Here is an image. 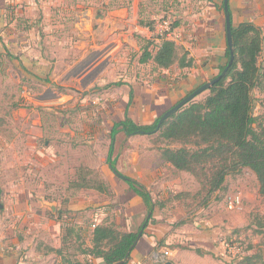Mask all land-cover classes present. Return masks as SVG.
Instances as JSON below:
<instances>
[{
    "label": "rangeland",
    "instance_id": "374dc122",
    "mask_svg": "<svg viewBox=\"0 0 264 264\" xmlns=\"http://www.w3.org/2000/svg\"><path fill=\"white\" fill-rule=\"evenodd\" d=\"M90 1H1L0 126L8 127L0 130H4L7 136H12L8 141L15 140L20 133L17 142L20 140L22 143L24 140L25 144H29H26L27 148L21 153L18 150L19 144L5 158L11 160L15 157L14 159L20 160L22 168L16 170L23 172L25 177L15 183L32 184L30 190H33V195L30 199L33 198V201L43 196L38 191L42 183L47 185L46 181H54L56 187H59L58 190H50L44 194L54 207L45 209L43 221H53L51 216L69 198L77 196V193L71 192L73 188L70 182L75 180L76 183H81L79 178H86L89 185L105 182L109 190L106 194L94 190L79 193L80 199L92 200V205L107 203L110 206L105 212H99L98 221L108 224L115 222L121 231H135L146 215L143 202L138 196L134 197L119 176L109 169L106 161L109 130L113 122L123 117L130 87H134L135 94L129 107V115L136 123H151L200 83L216 76L219 66L224 64L226 58L214 70H211L213 67L210 65L206 66L208 68L203 69V76L197 75H200L199 84L196 82L190 87L182 86L181 80L191 74L189 68L178 71L176 65H173L169 70L163 71L154 67L150 61L138 62V58L145 39L157 44V36L170 30L164 28V20H168L172 26L182 12H190L191 8H187L189 0H145L146 8L141 12L140 18L145 22H153V30L142 32L134 29L133 11L129 6L124 7L126 11L121 26L113 24L111 27L106 22L105 18L108 16L114 20L111 12L119 9V0H107L103 5H92ZM20 34L25 37L26 44L42 45L40 52L42 58L47 60V65L43 68L37 65L30 67L31 70L35 68L36 71H42V77L34 76L28 69V73L21 67L18 69L16 61L5 63V58L15 60L19 53L10 52L4 44H18ZM169 35L177 43L178 55L185 52L189 57V45L185 44L188 50L181 43L184 39L189 41L190 37L186 38L176 28ZM68 44L99 45L80 58L79 55H74ZM32 48L35 49V46ZM210 51L196 65L204 67L207 63H215L219 51ZM259 64L264 67V44ZM163 76L168 77L169 81L161 82L159 78ZM143 80L148 81L146 86L149 90ZM118 81L123 84L104 88L106 84ZM204 94L206 91L195 99H201ZM252 97L253 111L257 115L264 111V83L253 89ZM29 139L37 142L39 148L32 147ZM45 143L47 147L44 146ZM32 151L36 152V156L45 151L43 156H38L43 158L42 164L38 163L39 158L31 154ZM114 156L117 170L140 182L150 192L152 199L162 204L155 212L160 225L167 226L170 230L171 225L169 227L166 223L170 218L173 224L177 223L173 229L181 232L175 234L176 238L168 244L164 242L163 245H158L156 252L147 256L142 264H164L166 261L173 264H225L227 259L220 255L221 238L231 239L239 244L245 255L255 254L264 258V228L258 223L264 222V197L258 194L256 177L249 169L227 176L224 190L214 193L209 205L201 208L194 199L199 189L198 182L188 172L177 171L163 162L149 137L134 135L125 138L119 133ZM233 196H239L240 203L229 209L228 200ZM1 201L4 202L3 199ZM33 204L36 209L31 212L42 214L43 210L38 209L37 202L34 201ZM93 208L95 207L77 212L72 223L59 221L63 223L60 224L63 233L59 235L62 255L72 263H76L79 258L83 261L81 264L91 262L86 261L81 250L91 244V230L97 219ZM4 220L6 219L2 218L3 224ZM127 221V225H121ZM78 226L84 228L83 232ZM185 229L192 230L194 236L205 232L208 240L213 237V241L208 246L198 241L191 243L192 237L182 233ZM148 230L145 229V238H148ZM37 233L39 234L37 227H34L26 232V236L32 240L31 237L36 238ZM198 239H202V236L197 237ZM177 246L189 251L173 257L169 251ZM197 249L200 254L195 251ZM165 251L168 255H165ZM31 258L32 256L29 257V262L27 259L24 262H38ZM254 260L256 264H261L259 258L255 257Z\"/></svg>",
    "mask_w": 264,
    "mask_h": 264
},
{
    "label": "trees",
    "instance_id": "16d2710c",
    "mask_svg": "<svg viewBox=\"0 0 264 264\" xmlns=\"http://www.w3.org/2000/svg\"><path fill=\"white\" fill-rule=\"evenodd\" d=\"M0 6H3V3ZM220 10L224 13L223 0ZM230 21L232 62L225 75L205 90L206 94L201 99H195L197 95L160 125H158V120L166 110L159 114L153 122L140 124L129 115V107L135 94L134 87H130L125 99L123 117L113 122L109 130L110 142L106 161L111 171L117 170L116 156H114L117 135L122 133L125 138L142 135L150 138L153 145L157 147L163 162L170 164L177 171L188 172L195 178L199 189L194 199L198 201L199 207L206 208L214 193L224 190L227 176L239 174L245 168L255 175L258 194L264 197V111L257 115L254 114L252 97L253 89L264 83V67L259 64L263 50V28L249 21L234 25L231 14ZM138 24L149 31L153 30L151 21L145 22L139 17ZM176 25L174 23L172 28ZM157 37L159 40L157 44H153L150 39L144 40L145 44L141 47L138 58L140 63L150 61L154 67L159 69H169L173 65L182 69L194 65L193 58L188 57L187 53L178 55L177 44L173 39L167 38L165 34ZM19 56L20 53L15 58L18 59ZM229 56L230 49L226 44L224 52L226 61L219 66L218 74L227 65ZM24 70L28 73L26 68ZM122 84L123 82L120 81L111 82L104 88ZM173 144L176 146L172 147ZM119 178L134 196L142 200L146 215L135 231H121L118 228L120 226L115 222L108 224L98 221L99 212L103 213L110 208L107 203L93 208L97 219L91 230V244L81 250L86 261L91 260L89 264L128 263L131 252L145 233L146 227L155 221L156 210L162 207V204L152 199L150 192L136 179L126 175L119 176ZM85 179L79 178L81 183L71 181V188L76 190L85 187L99 193H109L105 182L99 181L89 185ZM76 214L77 211H70L66 207L58 209L55 213L57 221L67 223H72ZM147 214H149L148 217ZM258 223L264 228V222ZM127 224L128 221L121 225ZM176 225L177 223L173 224V226ZM140 230L142 234L131 248ZM162 241L157 240L149 247V255L156 252L158 245H163ZM48 250L61 255L64 264H77L65 258L61 248H48ZM195 251L200 254V250ZM255 257L259 258L261 264H264V258L257 257L255 254H244L239 260L227 261L225 264H256Z\"/></svg>",
    "mask_w": 264,
    "mask_h": 264
},
{
    "label": "crops",
    "instance_id": "0c3cea01",
    "mask_svg": "<svg viewBox=\"0 0 264 264\" xmlns=\"http://www.w3.org/2000/svg\"><path fill=\"white\" fill-rule=\"evenodd\" d=\"M119 2V9L111 12V14L114 16V20L108 16L105 18L106 22L110 23L111 27H113V24H116V26H121L120 24L123 22L122 18L125 16L126 11V8L124 7L129 6L133 11L132 15L134 18V29L138 32L147 30L146 27L140 26L138 24V18L140 17L141 12H143L146 8V4L144 3L145 0H119ZM188 2L189 4L187 8H191L190 12H182L183 14H180L178 18L174 20V23L177 24L174 28L178 29V31L181 30L186 38L190 37L188 38L189 41L184 39L183 43H181L184 45H189V57L193 58L194 64L189 68L191 70V74H188V76H185L181 80L180 84L185 87H190L198 82L200 75L202 77L204 74L203 69L208 68L206 66L210 65V67H213L211 70H214L221 64L227 44L225 17L224 13H222L220 10L222 0H189ZM89 3L92 5H103L104 3H107V0H98V2H96V0H91ZM228 6L232 23L234 25L245 21L252 22L263 28L264 36V0H228ZM184 14L187 15L185 16ZM180 18L182 20H180ZM20 36L21 39L18 44H4L6 48L10 50V52L20 53L18 59L15 58V60H12L9 58L7 60L5 58V63L16 61L15 63L18 69H20V67L24 69L26 68L32 71L34 76L42 77V71H36L35 68L31 70L30 68L34 65V67L37 65L41 68H43L44 65H47V60L42 58L43 56L40 52L42 45L26 44L25 37L22 34H20ZM98 45L99 44H68L74 55H79L80 58L83 55L86 56L89 51L92 52L97 49ZM32 46H35V49L32 48ZM45 46L49 47L47 44H45ZM185 47L188 49L186 45ZM211 49L219 51L215 63H207L204 67L196 65L200 58H205L208 56V53H211ZM177 69L178 71H185L186 68L181 69L177 67ZM162 70L167 71L169 69ZM198 74L200 75L197 76ZM159 80L164 82L169 81V78L163 76V78H159ZM142 82L145 83L146 89L149 90L146 86L148 81L143 80ZM3 127H8V125L0 126V129ZM20 135L21 134L18 133L15 140L8 141L12 136H7L4 130H0V225H2L0 226V264H31L24 262V260H28L30 256H32L31 259H33L34 262H36V260L38 261L35 264H64L63 257L61 255H57L53 251L48 250V248H60L61 242L59 240V235L63 233V228L61 227L59 221L56 220V215L51 216L54 218L53 221H43L45 209L47 207H54L53 204L50 203L49 197H46L44 194L50 190H58L59 187H56L54 181L50 182L49 180H45L47 185L42 183L40 188H38V191H41L40 193H43V196L34 200L37 202L38 209H42L43 213L37 215L36 213L31 212L32 210L36 209L35 204H33V198L30 199V196L33 195V192H31L33 190H30L32 184L26 183V185H29L26 186L23 183H15L17 181H21V179H24L25 177L23 172L16 170L22 168V166H20V160L14 159L15 157H13L11 160H7V158H5L6 155L12 154L19 144V153L27 148L26 144L28 143L25 144L24 140L22 143L20 140L17 142V139ZM29 141L32 147L39 148L37 142H32L30 139ZM44 146L47 147V143H45ZM44 152L45 151L40 152V154L43 156ZM35 153L36 152L32 151L31 154L35 155ZM39 155H35L36 158H39L38 163H43V158L38 157ZM33 161V164H35V157L33 158ZM44 179L45 177H43V180ZM84 190L94 189L85 187H81L76 190L71 189V192L77 193V196L75 195L69 198L68 201L64 203L65 205L63 207H66L68 210L73 212H79L81 210H85L88 207H98L99 205H102H92V200L80 199L81 196H79V193ZM94 191L98 192L96 190ZM1 199H3L4 202H2ZM2 218L6 219L4 220V224L2 222ZM154 219L155 221L146 227L147 230L149 229L147 234L148 238H145L146 233L141 236L137 246L132 250L130 259L126 264H142L144 259L149 256V247L156 243V240H163V243L165 242L168 244L169 241H173L176 238L175 234L178 232L181 233L180 230L178 231V229H173L172 219L168 218L166 222L168 223L169 227L171 225L170 230L167 228V226L163 227L160 225L158 216L154 215ZM34 227H37V232H39V234L37 233L36 238L31 237L32 240H29L30 238L26 236V232L28 230L34 229ZM78 228L83 232L82 229L84 228L81 229L79 226ZM191 231L192 230L185 229L184 232H182L184 235L187 234L189 237H192L190 240L191 243L198 241L204 245L207 244L206 246H208L210 245V241H213V237L211 240H208L207 233L205 232H203V234H198L199 236H194V233ZM201 236L202 239L197 240V237ZM87 245L90 246V244ZM185 251L189 250L181 249L179 246H177L170 249L169 253L173 257H179ZM27 262H29V260ZM77 262H80L81 264L83 261H81L79 258Z\"/></svg>",
    "mask_w": 264,
    "mask_h": 264
},
{
    "label": "water",
    "instance_id": "95a60500",
    "mask_svg": "<svg viewBox=\"0 0 264 264\" xmlns=\"http://www.w3.org/2000/svg\"><path fill=\"white\" fill-rule=\"evenodd\" d=\"M223 9H224V17H225V32H226V42L227 46L230 49V56L229 60L227 62V65L223 68V70L217 74L214 78L202 83L200 86L195 88L193 91H191L189 94L182 97L180 100H178L174 105H172L168 110H166L159 118L158 125H160L161 122H163L166 118H168L170 115H172L174 112H176L178 109H180L182 106H184L186 103H188L190 100L194 99L197 95H199L201 92L207 90L211 85H213L216 81H218L221 77H223L230 66L232 59H233V53L231 48V21H230V14H229V6H228V0H223ZM114 174L120 177H124L119 171L116 169L112 170ZM1 206V205H0ZM149 214H147V217ZM142 234V230H140L137 234V237L132 244L131 248L136 244L137 240ZM120 263V262H119ZM164 264H172L171 261H166Z\"/></svg>",
    "mask_w": 264,
    "mask_h": 264
},
{
    "label": "built area",
    "instance_id": "2783aa9c",
    "mask_svg": "<svg viewBox=\"0 0 264 264\" xmlns=\"http://www.w3.org/2000/svg\"><path fill=\"white\" fill-rule=\"evenodd\" d=\"M163 26L166 30H169L167 32H165V36L167 38H170L169 36V32L173 29L172 26H170V22L168 20H164L163 21ZM163 34V35H164ZM171 39V38H170ZM240 203V197L239 196H233L230 197L228 200V208L232 209L235 205ZM220 243V247L222 252H220L221 256L225 257L227 259V261H237L239 260L244 254L242 252V248L239 244H237L236 242H233V240H226L221 238L219 240ZM165 255H168V252L165 251Z\"/></svg>",
    "mask_w": 264,
    "mask_h": 264
}]
</instances>
